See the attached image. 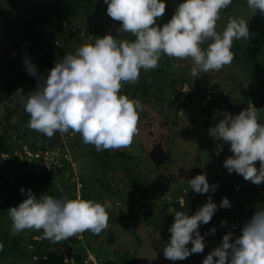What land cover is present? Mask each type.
Instances as JSON below:
<instances>
[{
	"label": "rangeland",
	"instance_id": "374dc122",
	"mask_svg": "<svg viewBox=\"0 0 264 264\" xmlns=\"http://www.w3.org/2000/svg\"><path fill=\"white\" fill-rule=\"evenodd\" d=\"M94 1L100 2L99 14L94 23L89 24L80 13L64 10L59 12L60 19H55L51 13L48 19H44L42 11H47L46 0H0L3 11L0 16V134L6 145V152H0V169L12 184L25 172L20 162L41 160L35 170V178L38 180L43 178V174L49 175V183L44 188L61 190L64 198L68 199L79 197L101 204L110 202L109 226L99 235L86 231L72 237L74 241L67 244L34 238L21 247L23 256H14L0 264H183V260L171 261L164 257L166 244L153 234V226L140 216L143 210L132 201L131 181L139 179L141 184L147 183L150 186L147 194L151 197L169 199L178 189L183 190V196L186 195L191 190L187 181L198 174H206L208 182L217 175V188L219 183L227 184L231 178V173L223 166L225 159L216 154L217 145L223 142L212 138L206 143L209 139L207 134L223 119L225 111L236 115L242 95H260L257 85L246 79L241 68L233 62L219 72L200 73L195 77L191 72V60L162 56L157 69L142 70L138 83L125 85L121 94L132 96L134 93L137 95L135 99L143 106L139 135L129 148L122 149L134 155L136 160L131 167L123 166L124 169L105 175L102 186L99 184L101 172L92 166L79 133H56L48 138L28 127L30 117L17 91L22 90L25 97L31 95L38 86V80L46 78L56 62L63 58L60 50L69 34L79 31L82 44L95 42L97 37L106 34L129 41L135 39L128 33L117 34L120 23L108 16L107 4L104 0ZM50 2L54 3V0ZM164 2L166 12L157 21L161 27L184 0ZM241 17L248 21L251 33L248 40H240L242 46L259 58L264 66V15L259 11L253 13L247 6V0H233L228 8L222 10L217 31L222 33L230 18ZM75 41L73 39L71 43ZM17 43L21 45L19 50L12 51L11 46ZM25 57L36 66L38 76L28 74ZM210 85H216L222 95L217 96L218 91L213 92L214 107L211 115H205L206 105L200 99ZM165 87L170 89L169 102ZM189 93L191 95L185 98L182 96ZM226 148L230 150V145ZM256 167L259 168V162ZM194 195L200 197L196 201L200 209L206 203L205 194L194 192ZM254 196L258 208H264V194L256 193ZM182 199L179 198L180 205L184 204ZM128 204L134 206L136 213L128 208ZM173 211L168 209L171 214ZM255 211L248 204L235 205L223 213L213 226L215 233L210 231L205 237V248L196 254V264H202L229 231L235 240ZM222 221L226 224L222 225ZM4 223L11 230L10 217Z\"/></svg>",
	"mask_w": 264,
	"mask_h": 264
},
{
	"label": "clouds",
	"instance_id": "9594fccd",
	"mask_svg": "<svg viewBox=\"0 0 264 264\" xmlns=\"http://www.w3.org/2000/svg\"><path fill=\"white\" fill-rule=\"evenodd\" d=\"M232 2L184 0L161 27L157 21L166 12L164 0H104L108 16L120 23L117 34L128 33L135 39H118L111 34L97 37L94 43H84L74 54H65L57 61L47 77L38 80L31 95L25 97L22 90H18L30 117L28 127L48 138L56 133H79L83 143L93 145L97 151L129 148L139 135L143 106L139 100L121 94L122 88L138 83L142 70L157 69L162 56L191 60L195 77L230 66L235 59L233 42L248 40L251 35L248 21L242 17L230 18L223 32L217 31L222 10ZM247 6L253 13L259 11L264 15V0H247ZM24 64L29 75L38 76L29 58L25 57ZM261 111L264 110L254 105L236 115L225 111L223 119L209 129L214 140L230 145L233 155L225 159L223 166L229 173L239 174L255 185L264 183ZM223 144L217 145V155ZM187 182L197 194L217 190V185L209 184L206 174H198ZM20 191L25 194L24 188ZM169 203H173L171 197ZM219 207L230 208L229 199L222 198ZM111 208L110 202L101 204L79 197L45 195L38 198L29 189L26 198L18 206L10 207L8 214L12 235L42 230L41 239L60 243L86 231L99 235L109 226ZM217 208L209 195L208 201L194 215L175 210L174 222L169 228L171 236L163 249L164 257L182 261L192 254L202 253L205 243L199 227L212 220ZM215 231L211 229L213 234ZM232 236L231 231L225 234L221 244L202 264H264V208L255 211L244 223L235 240ZM3 248L0 243V251Z\"/></svg>",
	"mask_w": 264,
	"mask_h": 264
},
{
	"label": "trees",
	"instance_id": "16d2710c",
	"mask_svg": "<svg viewBox=\"0 0 264 264\" xmlns=\"http://www.w3.org/2000/svg\"><path fill=\"white\" fill-rule=\"evenodd\" d=\"M47 2L44 4L49 12H43L44 19L49 18V14H54L53 17L55 19H60L61 15L59 12L64 10L65 12H75L80 13L81 17L89 24H93L94 20L98 17L99 14V6L100 2H95L94 0H54V3H51L50 0H46ZM57 7V9H56ZM3 13L2 6L0 4V16ZM79 31L74 32L73 34H69L68 40H65L63 43L62 49L60 53L63 54H74L76 49L80 47L82 42L79 39ZM73 39H76L74 43H71ZM94 43V42H90ZM20 44H14L11 46L12 51L19 50ZM232 51L235 54V59L233 61L234 65L241 68V72L246 79L250 82H253L257 85V88L260 92V95H247L243 96V100L239 107V111L237 110L236 114H239L242 110L246 109L250 105H254L257 109L264 110V66L261 60L255 57L242 46L240 40L234 41L232 46ZM167 101H170V89L165 87L164 89ZM209 91L211 92L210 98L206 101L207 93L205 90L202 92L203 96L201 97V101L206 105V108L203 110V113L206 115H211V110L215 104V98H212V94L214 91H218L219 94L217 96H221L222 92L218 90L216 85H210ZM242 94V93H241ZM123 95H127L128 93H124ZM189 94H183L182 96L187 97ZM137 95L134 93L132 96H128L131 99H135ZM259 118L261 122H264V111L259 113ZM209 136V139L212 140V137ZM80 141H82V137L80 135ZM84 144V143H83ZM88 149V157L92 163V166L98 169L101 172V179L99 180V184L102 186L104 182L105 175L108 173H114L116 170L121 169L123 166L131 167L134 164L136 157L129 153L126 150H105V151H97L93 145L84 144ZM5 142L3 136L0 134V152H6ZM228 144H224L222 150L219 152V155L224 159H227L229 156L233 155L230 150H227ZM41 160H32L30 163L28 162H20L19 165L25 168V172L20 174L16 180L10 184L6 180V174L4 171L0 169V243H3L4 248L0 251V263L11 260L14 256H23L21 251V247L26 241H32L34 238L42 240V230L34 231V230H26L21 232L18 235H12L11 230L5 227V220L9 217L8 209L10 207L18 206L25 198L27 190L31 189L32 193L38 198H42L45 195L53 196L55 198H64V193L61 190L50 191L49 189L44 188L45 185L49 183V175L43 174L42 179H36L35 170L38 167V163ZM69 167V166H68ZM258 168V167H257ZM124 169V168H122ZM155 170L158 171L159 167L156 166ZM139 179L135 181H131V187L133 190L132 196L134 197L132 200L135 203H138L139 209L141 208L143 212H141V218L146 221L149 225L153 226V234H156V237L162 242V244H167L171 233L169 232L170 226L174 222L173 213H169L168 209L171 208L174 211H184L187 215H194L199 208H197L196 201L197 198L195 195L193 196V190H190L186 193V195H182L183 190L178 189L175 190L174 196L172 199L173 203H169V199H162V197H151L147 193L149 192L150 186L145 183L141 184L138 182ZM217 175L213 177L209 184L217 183ZM148 187V188H147ZM253 187V190H252ZM21 188L25 189V194L21 193ZM256 193L264 194V183L261 185L252 184L250 181L244 180V178L236 173H231V178L227 182V184L219 183L217 190L212 193L209 192L205 194L203 197L205 201H208V196L212 197V201L217 204L218 208L215 212L212 220L208 224H201L199 227V232L201 236L205 237L208 233L213 229L214 224L218 220V218L228 209L233 206L240 205H250L251 210H259L260 208L257 201H254ZM227 197L231 203L230 208H222L219 207L222 198ZM179 198L184 201L183 207L179 204ZM256 199V198H255ZM241 201V202H239ZM146 204H142V203ZM128 208H130L133 212L135 209L133 205L128 204ZM173 211V212H174ZM136 213V212H135ZM139 216V217H140ZM136 217V216H135ZM73 242L74 239L70 238L66 241H61L60 243ZM56 244V243H54ZM189 249L192 247L191 244L188 245ZM35 264H40V262H35ZM106 264H112L107 262ZM183 264H196V254L190 255L188 258L183 260Z\"/></svg>",
	"mask_w": 264,
	"mask_h": 264
},
{
	"label": "built area",
	"instance_id": "2783aa9c",
	"mask_svg": "<svg viewBox=\"0 0 264 264\" xmlns=\"http://www.w3.org/2000/svg\"><path fill=\"white\" fill-rule=\"evenodd\" d=\"M206 93H207V96H206V101H208V100H209V98H210V94H211V92L208 90Z\"/></svg>",
	"mask_w": 264,
	"mask_h": 264
}]
</instances>
